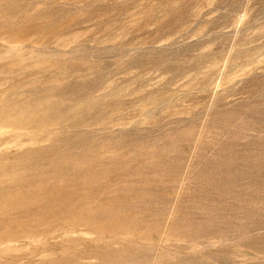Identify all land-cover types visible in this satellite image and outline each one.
<instances>
[{"label": "rangeland", "instance_id": "374dc122", "mask_svg": "<svg viewBox=\"0 0 264 264\" xmlns=\"http://www.w3.org/2000/svg\"><path fill=\"white\" fill-rule=\"evenodd\" d=\"M0 264H264V0H0Z\"/></svg>", "mask_w": 264, "mask_h": 264}]
</instances>
